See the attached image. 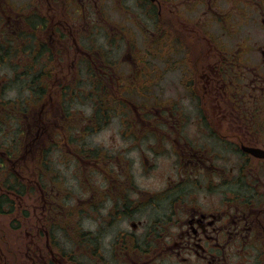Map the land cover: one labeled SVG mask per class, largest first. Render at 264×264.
<instances>
[{
  "label": "flooded vegetation",
  "instance_id": "flooded-vegetation-1",
  "mask_svg": "<svg viewBox=\"0 0 264 264\" xmlns=\"http://www.w3.org/2000/svg\"><path fill=\"white\" fill-rule=\"evenodd\" d=\"M32 2L22 12L6 0L10 13L0 18V43L17 47L9 62L35 89L47 87L33 107L46 141L36 143L42 128L34 124L24 148L34 174L32 240L28 256L21 252L29 264L65 262L48 233L39 235L43 220L78 229V264H264V0ZM6 62L2 54L0 86L13 77ZM169 83L174 92L165 95ZM111 122L129 153L139 149L138 159L124 157V173L99 166L112 159L100 157L101 147L84 149L85 137ZM59 147L95 164L82 179L93 207L70 205L54 185L37 190L39 150L56 157ZM84 211L97 215L92 228L64 223Z\"/></svg>",
  "mask_w": 264,
  "mask_h": 264
},
{
  "label": "trees",
  "instance_id": "trees-1",
  "mask_svg": "<svg viewBox=\"0 0 264 264\" xmlns=\"http://www.w3.org/2000/svg\"><path fill=\"white\" fill-rule=\"evenodd\" d=\"M11 41H6V44L3 46L0 43V56L4 54L5 61L7 67L9 68L10 75L13 77L4 78L3 84L0 86V97L2 99V95H6L7 91L10 89H17L16 100L6 99L2 100L0 103V125L2 123L8 124L9 122L15 123V132L12 137H9L8 133L2 139L0 137V214L10 215L9 226L15 230L20 231L21 229H25L28 233L31 231V216L29 214V209L27 206L22 204L24 202L23 198H26L28 194L32 192V186L30 183V176L34 177L33 170L28 168L29 164L24 161L28 158L30 159L29 147L25 145L31 141L33 138L34 128L40 126L42 128V133L38 135V138H42L44 136V142L46 141L47 136H45V127L43 128V123L45 121L44 117H41L42 122H38L37 119L33 118L34 116V108L37 106L41 99L45 96V92L47 87H42V89H35L33 84V77H28L30 74L28 71H21L18 73L16 71V67L13 66L9 61H11L12 54L14 51H17L16 46H12ZM23 49L21 51H29L30 45L25 41L22 45ZM4 52V53H3ZM4 73H7V71ZM24 76L19 82L17 86H13L14 82H17V77ZM39 90V91H38ZM45 91V92H44ZM49 92V89H48ZM55 94V91L53 92ZM32 96L34 98H32ZM35 103H34V101ZM36 124L37 126H34ZM1 127V126H0ZM2 131H0L1 133ZM8 138V141L6 140ZM37 144H41L39 139L36 141ZM36 157L35 165L33 164V169L37 174V182L40 187L37 190L44 191L45 183L44 180L51 176V179L54 180H62L64 177L60 170V158L57 160V157H49L47 155V150L44 148L39 150ZM25 155V159H21L20 157ZM16 159L19 160L20 166L16 167L12 165V161ZM51 174V175H49ZM49 175V176H48ZM57 182V181H54ZM17 201L20 202L21 208L18 212V204ZM71 217H75V213H69ZM77 218V217H76ZM42 224H46L45 220L41 222ZM64 223H68L69 225H76L79 223L78 220H67ZM42 226L40 229L39 235L43 237L44 232H47L49 235V239L51 240L52 249H54L55 254L59 255V258L65 260L64 264H78V257L81 255L79 252L75 251V246L73 244L76 243V235L77 230H73L71 233L66 232V227L62 228V225L59 223L52 224L49 223V226ZM63 232V233H62ZM62 240L61 241L59 240ZM72 244V245H71ZM23 250L21 252L26 253L28 256V249L30 245L26 242L24 243ZM23 256V255H22ZM24 257V256H23ZM26 262L23 261L19 263L12 262V264H29V260L24 258Z\"/></svg>",
  "mask_w": 264,
  "mask_h": 264
},
{
  "label": "rangeland",
  "instance_id": "rangeland-1",
  "mask_svg": "<svg viewBox=\"0 0 264 264\" xmlns=\"http://www.w3.org/2000/svg\"><path fill=\"white\" fill-rule=\"evenodd\" d=\"M9 1L13 5H17L16 6L17 9H21L22 12H27L31 10L32 7H34L32 0H9ZM6 4H7L6 0H0V18H3V19H5V16L3 15L1 10H5L6 15L10 13L8 6ZM262 32H263V29H262ZM262 34L263 33H260L261 38H258V40L261 39L260 42L263 41ZM99 41L102 45L104 44L103 38H100ZM246 43L251 45V44L256 43V40L252 37V39L247 40ZM21 57L22 56H17L14 59V62L19 63ZM172 75L173 74H170L169 79H173ZM0 77L3 78V75H0ZM172 85H173L172 83H169L166 86L165 90L163 89L165 91V95H167V93L169 92H172V93L174 92V87H173L174 85L173 86ZM17 92H18L17 89L13 88L7 91L6 95L14 96L17 94ZM76 105L77 104H75V106ZM109 124L107 125L108 127L105 126L107 127L105 128V130L99 133H96V134L95 133L90 134L87 137H85L87 140V144L84 149L87 152L89 147L92 145L101 147L103 151H101L100 157L103 158L104 155H111L112 159L108 160L107 162L101 159V163H99V166L101 165L102 167H106L107 169H109V166H107V164L110 163L114 167V170L112 171L114 174L115 173L118 174V172L124 173V171H122L124 170V166L122 165L124 157L132 156L135 159H138L139 149L138 148L130 149L131 152L129 153V150L126 148L127 142L123 140L121 137L114 135L111 128L115 127V125L113 124V122ZM0 126H1L0 131H2L0 133L1 139L4 136H6L8 133H10L9 137L13 136V133L15 132V126H16L15 123H12V122H9L8 124L2 123V125ZM44 139H45L44 136L40 138L41 144L44 143L43 141ZM6 140L8 141V138H6ZM75 150L76 148L72 147L71 154L72 152L74 153ZM53 153L54 154L56 153V157L58 156V154L62 153L60 155V159L63 161L61 163L60 170L64 177L62 178V180L56 179L55 181L57 182H54L52 184L49 180H44V183L46 184L45 189L48 191L49 189H51L52 185H54L52 192H58L60 194V199L67 197L70 205L75 207L79 199V202H82L83 204H85L84 206H86L87 208L93 207L91 203H94L96 201L92 199V196L89 197V195L91 194L89 187H87L86 185L85 187H83L86 181L82 180L85 174L89 175L90 170H93V166H95L93 161H88L87 164L83 165L81 161H79L78 159L75 160L72 158H66L67 157L66 151L65 149L64 150L61 149V147H59L57 151L56 149H54ZM87 153H90V152H87ZM113 159H115V161H113ZM15 164L18 169L20 162H17ZM16 167H14L15 170H16ZM120 167L122 170L120 169ZM136 170H138V174H139V168H137ZM92 175L96 176V174L91 172V176ZM141 179H142L141 176H137L135 178L136 184L141 183ZM148 184L151 187H158L160 185V183H155L153 179H151L148 182ZM83 198L84 200H81ZM87 199H92V201H87ZM23 200H24L23 204H26L27 208H29L31 206L30 204L31 200L29 199V197L27 196ZM16 203L18 204V206L20 205L19 201H17ZM10 218H11L10 215L0 214V264H12L13 261L16 263H19V261L20 262L23 261L25 263L26 260H24V257L22 256L21 251L23 250L22 247L25 246L24 243L26 242L29 245L30 241L32 240L31 239L32 231H29L27 233L24 228L21 229L20 231L13 230L9 226ZM70 220H78L80 223L79 225L80 226L82 225L85 228H88V227L92 228L96 223L99 222L97 215L92 214L90 211H84L83 213H80L79 215H75L74 218L69 216V221ZM31 222L33 223V216L31 217ZM118 223H122V222L118 221ZM38 242L40 244L43 242V240H40ZM32 244H34V246L37 245L35 241H33Z\"/></svg>",
  "mask_w": 264,
  "mask_h": 264
}]
</instances>
